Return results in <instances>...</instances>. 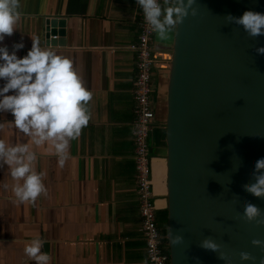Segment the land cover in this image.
Here are the masks:
<instances>
[{
    "label": "crops",
    "instance_id": "obj_1",
    "mask_svg": "<svg viewBox=\"0 0 264 264\" xmlns=\"http://www.w3.org/2000/svg\"><path fill=\"white\" fill-rule=\"evenodd\" d=\"M49 18L64 19V45L46 38ZM15 30L0 41L12 49L31 38L68 58L90 92L88 122L69 141L63 166L55 155L37 149L34 167L43 171L46 192L34 202H20L12 192L7 166H0V264H35L24 254L36 233L45 241L49 264H148L141 232L135 181L132 87L136 41V0H19ZM174 28L165 40L154 34L150 131L153 191L159 225L167 213L166 98ZM48 41V43H47ZM0 112V139L27 140Z\"/></svg>",
    "mask_w": 264,
    "mask_h": 264
},
{
    "label": "water",
    "instance_id": "obj_2",
    "mask_svg": "<svg viewBox=\"0 0 264 264\" xmlns=\"http://www.w3.org/2000/svg\"><path fill=\"white\" fill-rule=\"evenodd\" d=\"M191 7L195 13L174 28L167 81L169 264H260L264 246L251 241L264 243V224L244 219L243 206L264 212V197L243 186L264 156V55L255 52L264 37L249 36L225 14L264 12V0H195ZM45 23L49 43L64 45V19ZM169 229L182 239L173 243ZM204 237L216 252L200 246Z\"/></svg>",
    "mask_w": 264,
    "mask_h": 264
},
{
    "label": "clouds",
    "instance_id": "obj_3",
    "mask_svg": "<svg viewBox=\"0 0 264 264\" xmlns=\"http://www.w3.org/2000/svg\"><path fill=\"white\" fill-rule=\"evenodd\" d=\"M195 0H136L144 21L156 36L165 40L182 18L195 13L191 6ZM231 23L240 25L249 36L264 37V12L245 9L238 16L225 14ZM19 18V0H0V41L15 30ZM22 41L13 42L12 49L0 43V112L12 115L10 125L19 130L27 140L8 143L0 139V166H7L13 179L12 192L20 201L34 202L46 192L42 177L37 171V149L43 147L47 155H55L57 164L63 166L68 155L69 141L77 137L88 122L86 103L90 92L84 87L71 61L50 47H41L38 39L31 38V46L24 55L17 50ZM255 52L264 55V44ZM244 191L255 197H264V156L255 160L251 181ZM243 218L264 224V212L251 202L243 206ZM170 235V229H169ZM180 234L170 235L174 243ZM45 241L39 233L24 245V254L35 264H49L51 257L42 251ZM254 245H262L253 239ZM200 246L217 251L218 245L209 237L200 240ZM240 258L249 259L241 251ZM220 259H224L223 256ZM260 264H264L261 258Z\"/></svg>",
    "mask_w": 264,
    "mask_h": 264
},
{
    "label": "built area",
    "instance_id": "obj_4",
    "mask_svg": "<svg viewBox=\"0 0 264 264\" xmlns=\"http://www.w3.org/2000/svg\"><path fill=\"white\" fill-rule=\"evenodd\" d=\"M136 8L139 30L136 41L129 44V48L135 54V77L132 87L134 112L132 140L141 232L148 264H169L165 233L160 229L156 214L150 150V131L155 118L151 100L152 70L156 61L153 55L155 33L144 21L143 13L137 3Z\"/></svg>",
    "mask_w": 264,
    "mask_h": 264
},
{
    "label": "trees",
    "instance_id": "obj_5",
    "mask_svg": "<svg viewBox=\"0 0 264 264\" xmlns=\"http://www.w3.org/2000/svg\"><path fill=\"white\" fill-rule=\"evenodd\" d=\"M160 226V225H159ZM160 229L163 233H166V228H165V221L164 224L160 226Z\"/></svg>",
    "mask_w": 264,
    "mask_h": 264
}]
</instances>
